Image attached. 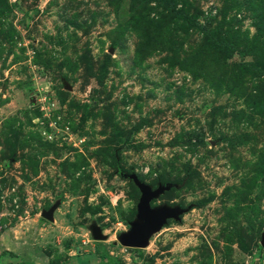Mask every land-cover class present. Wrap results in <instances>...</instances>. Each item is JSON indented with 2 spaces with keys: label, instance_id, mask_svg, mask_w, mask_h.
Returning a JSON list of instances; mask_svg holds the SVG:
<instances>
[{
  "label": "rangeland",
  "instance_id": "rangeland-1",
  "mask_svg": "<svg viewBox=\"0 0 264 264\" xmlns=\"http://www.w3.org/2000/svg\"><path fill=\"white\" fill-rule=\"evenodd\" d=\"M120 172L189 208L145 248ZM263 238L264 0H0V264H264Z\"/></svg>",
  "mask_w": 264,
  "mask_h": 264
},
{
  "label": "water",
  "instance_id": "water-1",
  "mask_svg": "<svg viewBox=\"0 0 264 264\" xmlns=\"http://www.w3.org/2000/svg\"><path fill=\"white\" fill-rule=\"evenodd\" d=\"M112 53V52H111ZM67 90L71 88L65 85ZM124 179H128L138 189L140 196L136 205V217L133 222L129 224V230L119 236V243L125 248L141 249L145 248L151 236L160 231V229L167 223L168 220H178L188 209H182L178 206L162 205L153 207L152 201L159 196L168 192L173 188V184L165 183L158 184L156 188H152L145 182L141 181L136 174L119 173ZM55 207L48 211L41 213L43 219L52 222ZM92 237L95 241H104L106 238L102 235L99 227H91ZM264 248V238L262 242Z\"/></svg>",
  "mask_w": 264,
  "mask_h": 264
},
{
  "label": "trees",
  "instance_id": "trees-1",
  "mask_svg": "<svg viewBox=\"0 0 264 264\" xmlns=\"http://www.w3.org/2000/svg\"><path fill=\"white\" fill-rule=\"evenodd\" d=\"M121 173V172H120ZM124 173V172H123ZM133 184V183H132ZM172 184V183H171ZM174 185V184H173ZM2 256H10L11 258H16V256L14 255V254H12V253H10V252H7V251H4V252H2V254H1ZM9 264H13V263H9ZM17 264H31V263H25V262H19V263H17Z\"/></svg>",
  "mask_w": 264,
  "mask_h": 264
},
{
  "label": "crops",
  "instance_id": "crops-1",
  "mask_svg": "<svg viewBox=\"0 0 264 264\" xmlns=\"http://www.w3.org/2000/svg\"><path fill=\"white\" fill-rule=\"evenodd\" d=\"M5 251H10V253L13 254V250H9L8 248H5ZM15 255V254H14ZM21 262V261H20ZM23 262V261H22ZM19 263V262H18Z\"/></svg>",
  "mask_w": 264,
  "mask_h": 264
}]
</instances>
